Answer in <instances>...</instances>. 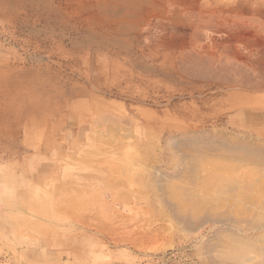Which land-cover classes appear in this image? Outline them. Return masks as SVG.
<instances>
[{
  "label": "rangeland",
  "instance_id": "1",
  "mask_svg": "<svg viewBox=\"0 0 264 264\" xmlns=\"http://www.w3.org/2000/svg\"><path fill=\"white\" fill-rule=\"evenodd\" d=\"M112 1L0 0V264H211L230 225L264 233L176 211L193 209L181 187L201 185L188 160L229 157L217 137L263 154L264 124L232 118H264V0H200L215 22L199 33L181 19L136 25L137 1Z\"/></svg>",
  "mask_w": 264,
  "mask_h": 264
},
{
  "label": "bare ground",
  "instance_id": "2",
  "mask_svg": "<svg viewBox=\"0 0 264 264\" xmlns=\"http://www.w3.org/2000/svg\"><path fill=\"white\" fill-rule=\"evenodd\" d=\"M109 1H112V0H109ZM132 1L135 2V0H132ZM147 1L149 0H146V2ZM155 1H157L158 3V0H155ZM193 1H196V0H193ZM138 2L139 1H137V4H139ZM153 3L155 4V2ZM153 3L151 4L153 5ZM137 4H135L136 11L139 12L141 7H138ZM142 4H144V2ZM152 7L150 6L149 8H152ZM114 10H116V8ZM142 10L144 13L146 12L144 11L145 8L144 9L142 8ZM133 11H131L132 14L136 12L135 10ZM137 14L138 13L136 12L135 15ZM138 18L139 16L137 15V19ZM119 19L121 20L122 18H119ZM139 19H141V17ZM92 21H94V19ZM123 21L122 23L120 22L121 28L123 25ZM125 23L126 25L124 24L123 28L127 29L129 26V24L127 25V23L131 24L132 22L130 21V22H125ZM123 28H122V31H124ZM92 32H95V31L93 30ZM112 41L115 43L114 40ZM148 69H150V67ZM17 91H16V94H17ZM255 105L257 106L258 109L259 108L263 109L262 105H259L257 103ZM35 108L37 109V107ZM250 109L251 108H248L247 110H244L240 113L235 114L232 118V123H235V124L237 123L240 126H247V127L248 126L255 127L257 125H260L261 123L264 124V122H261V120L264 119L262 118L261 110H257L256 108H254L255 112L253 113V112H250ZM245 115L247 117L251 116V119L249 118L250 120L247 123L246 121H243L240 119L236 120L237 118H235V117H246ZM217 138H218L219 143L221 144V147L211 146V148L214 150L216 149L225 150L228 152L227 154L229 155V157L228 158L227 156L223 157V154H222L221 155L222 157H218L221 159L220 161L205 160V161L200 162L198 160H195L194 158L193 160L191 159L188 160V168H186L184 172L188 174V178H190L192 181H199L198 183H201V185L198 188H193V186L181 187L183 188L181 190L183 196L185 198H188V204H191L193 206L192 207L193 209L191 212H185V210H176V211H179L178 212L179 217H182V219H185L186 223H190V224H193L195 221L197 223L205 222L206 218L210 217L212 220H215L217 222L230 221L232 223V222L244 221L252 229H256L259 231L261 228H264V149L262 151H259L263 153L262 155L258 154V152H256L257 154L254 155L253 151H258L257 149H255L256 145H253L250 142H246V140L236 138V137L227 138L225 136H219ZM194 152L198 153L197 155L204 154L203 152H200L198 149H195ZM153 182L157 190H160L161 185L159 183V179H155ZM233 202L237 206L239 205L240 209H238L237 212L232 215L227 207L234 205ZM254 213L257 216L256 220H252L250 218L251 214H254ZM230 226L231 227H229V229L226 230L224 234L223 233L218 234L219 237L223 236L222 238L226 241L225 244L219 245V246L213 244V245H210V247H208L207 258L210 261L209 263L211 264H264V233H262L259 236V239L245 237L241 234H238L239 232L236 233L235 231H233V228H232L233 226L232 225ZM260 237L262 238L261 240H260Z\"/></svg>",
  "mask_w": 264,
  "mask_h": 264
},
{
  "label": "crops",
  "instance_id": "3",
  "mask_svg": "<svg viewBox=\"0 0 264 264\" xmlns=\"http://www.w3.org/2000/svg\"><path fill=\"white\" fill-rule=\"evenodd\" d=\"M136 1H139V4L144 2V4H142L141 8L146 7L145 8V11H146L145 14H147L146 16L144 15V17L141 21H138L139 23L135 22L136 25H139L140 23L141 24L143 23L144 25H146V23H147V26H148L149 25L148 20L150 18H156L157 20L166 21V22H169L170 24H171V22L176 23V21H178V19L179 20L181 19V21H183L185 23V25L188 24V33H199L201 28H207L208 29V27L214 26L215 21H209L207 18L206 19L200 18V15L203 12L202 11L203 9H204V14H205V12L208 11L207 9L202 7V3L199 4L200 0H196V1H193V0H188V1H184V0H158L159 5H158L157 1H155V0H149L147 2H146V0H136ZM153 2H155V4ZM151 3H153V5ZM179 3L184 4V5H179ZM107 4L104 6H107ZM192 4L193 5L195 4L194 7ZM97 5H99L100 7L103 6V5H101V3L97 4V2H96L95 6H97ZM150 6L151 7L154 6V7L149 8ZM179 6H184L185 9L182 10V9L178 8ZM195 7H196V9H195ZM188 8H189V10H188ZM125 10H126V12L123 13L122 15H119V17L122 18V21L127 20L126 18H128L129 20H132L131 16H133V15L128 14L127 9H125ZM93 14H94V16H92ZM95 14H97V16ZM98 14L101 15V13L98 11V9L95 8V11H93V8L91 6L89 9V17H92L94 19V21H92L93 19H90V21L94 22L95 25H96V23L103 20L102 18L100 19L98 17ZM202 24H204L206 26H202ZM174 25L176 26L177 24H174ZM169 33H171L170 30H169ZM127 36L129 37V33H123V35L121 37H119L115 33H109V34L105 35L106 39L109 40V42L108 41L107 42L110 44L113 43V41L109 39L110 37H114L115 38L114 41H116L117 44H120V43H123V39L126 38ZM100 40L101 39H99V41ZM101 44H103V43H101ZM191 49H192V47H191ZM191 49L188 48V52L190 54L196 55V53L198 51L193 52V51H191Z\"/></svg>",
  "mask_w": 264,
  "mask_h": 264
}]
</instances>
